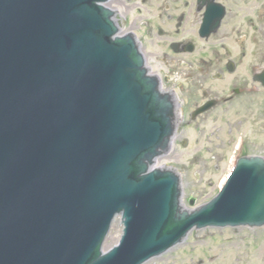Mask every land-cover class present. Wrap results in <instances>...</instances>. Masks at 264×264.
I'll list each match as a JSON object with an SVG mask.
<instances>
[{
    "label": "water",
    "instance_id": "obj_1",
    "mask_svg": "<svg viewBox=\"0 0 264 264\" xmlns=\"http://www.w3.org/2000/svg\"><path fill=\"white\" fill-rule=\"evenodd\" d=\"M109 1L0 0V264H144L194 228L264 226L263 158L194 211L175 170H151L175 104Z\"/></svg>",
    "mask_w": 264,
    "mask_h": 264
},
{
    "label": "rangeland",
    "instance_id": "obj_2",
    "mask_svg": "<svg viewBox=\"0 0 264 264\" xmlns=\"http://www.w3.org/2000/svg\"><path fill=\"white\" fill-rule=\"evenodd\" d=\"M136 1L122 0L111 4V7L118 10L123 19L128 21V25L124 27L125 32L132 29L137 31L150 63L154 64L153 70L164 74L167 70H164L162 62H159V57L168 51V45L164 43L166 39L175 36L169 33L165 40H161L156 31L154 36H150L141 30L140 14H134L133 2L136 4ZM152 3L154 6H173L168 0H149L147 6L153 7ZM178 3L183 4L182 0ZM226 4L232 14L225 21L223 33L230 34L232 29L236 28L242 31L244 37L248 35L247 40H250L245 45L247 54L244 55L243 67L248 66L254 71L264 63V53L258 55L256 52L257 45L264 50V35L253 32L250 19L258 21L259 27L264 24V0H226ZM157 7L155 6L156 12ZM167 13L174 14L169 11ZM179 13L177 10L174 15ZM184 31L185 34L178 39L188 40L193 36L194 16L187 18ZM203 45L201 42L197 43L201 50ZM247 55H250L251 59ZM197 58L198 56L195 57ZM247 77L248 75L243 79ZM205 87L217 88L220 91L224 89L219 82ZM256 88L251 81L247 95H241L233 105L215 107L195 121L185 122V129L180 133L181 138L174 144L170 155L158 162L157 167L170 165L177 167L183 174L185 202L190 209L209 202L219 193L234 167L236 157L239 156V145H243L245 152L264 154V91H255ZM251 93L254 94L253 98ZM184 107L192 111L195 105L184 104ZM190 199L194 200V206L189 204ZM122 233L123 226L119 217L113 224L106 249L118 245ZM148 264H264V228L193 231L183 244Z\"/></svg>",
    "mask_w": 264,
    "mask_h": 264
},
{
    "label": "flooded vegetation",
    "instance_id": "obj_3",
    "mask_svg": "<svg viewBox=\"0 0 264 264\" xmlns=\"http://www.w3.org/2000/svg\"><path fill=\"white\" fill-rule=\"evenodd\" d=\"M168 1L173 6L156 4L155 6H158L157 12L154 4H152L154 8L145 7V13L141 19L146 34L154 36L156 31L161 40H165L169 33H173L175 36L166 39L164 43L168 45V51L159 57V62H162L167 73L158 72L157 74L161 78L163 87L176 96L181 107L183 122L176 138L175 143H177L178 139L181 138V131L185 129L184 123L193 122L203 115L196 116L200 108L211 105L213 107L210 110H212L218 106L233 105L241 95L245 94V97L249 91L250 82H253L252 76L260 70V66L254 71L248 66L243 67L244 55L247 54L245 45L250 40H247L248 35L244 37L242 31L236 28L232 29L230 34L223 33L225 21L232 14L226 0H182L183 4L178 3L179 0ZM216 2L224 7V16L216 31L212 30L217 22L213 18V22L204 35L205 38H202L200 31L205 13L211 9L212 17L219 14L218 8L214 7ZM145 3H148V0ZM177 10L180 13L174 15ZM167 11L174 14L169 15ZM191 16H194L195 19V33L188 40L178 39L182 34H185L184 24L187 18L189 19ZM254 21V18L250 19L253 32L264 35V24L259 27L258 21ZM200 42L204 44L202 50L197 46V43ZM257 46L258 55L264 53V50L259 45ZM142 47L145 51L143 42ZM196 56H198L197 59H195ZM247 56L251 59L250 55ZM146 58L150 63L147 55ZM150 64L154 66V64ZM246 75L248 77L243 79ZM250 75L251 77H249ZM218 82L224 88L222 91L217 88L205 87L208 84ZM254 84L256 87L259 86V84ZM259 89L261 87L256 88L255 91H259ZM250 96L253 98L254 94L251 93ZM191 103H194L195 108L188 111L184 104L188 106Z\"/></svg>",
    "mask_w": 264,
    "mask_h": 264
}]
</instances>
